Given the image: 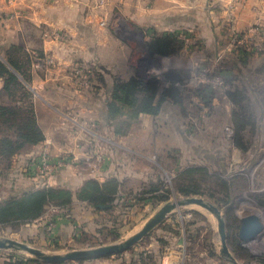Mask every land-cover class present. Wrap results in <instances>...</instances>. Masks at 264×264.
I'll return each mask as SVG.
<instances>
[{
    "label": "rangeland",
    "instance_id": "obj_1",
    "mask_svg": "<svg viewBox=\"0 0 264 264\" xmlns=\"http://www.w3.org/2000/svg\"><path fill=\"white\" fill-rule=\"evenodd\" d=\"M5 1L10 11L8 17L0 13L5 19L0 22V59L6 62L1 48L16 44L30 54L29 59L38 69L43 68V71L32 70V79L33 73H37L55 80L66 73L58 68L51 73L45 69L71 62L73 67L66 77L73 79V84L33 85L32 80L27 82L16 72L24 87L11 95L3 90L4 80L0 78V105L21 109L16 120L12 118L7 123L0 120V139L6 135L15 139L21 118L28 117L36 120L44 134L40 143L26 145L10 158L0 156V203L42 188L76 191L88 179L103 182L108 176L119 179L121 187L107 209L98 210L78 199L63 207L51 203L35 221L0 223V238L57 253L118 243L140 231L165 204L189 197L180 191L181 187L191 185L189 180H183L181 173L199 168L201 171L194 174V180L200 194L190 197L203 198L220 208L226 220L229 251L239 264H264V229L260 238L239 237L240 217L256 212L264 222V66L256 68L257 59L264 57L262 18L243 24L239 20V6L230 7L225 20L217 25L220 34L212 53L209 48L212 4L182 8L171 2L160 5L159 0H152L148 7L152 26L147 25V32L152 36L177 37L183 44L179 57L166 61L169 68L179 65L190 73V79L181 87L183 101L168 99L165 103L164 100L163 111H167L160 116L161 109L154 121L145 116L130 119L124 113L115 120V125L110 123L106 128L103 119L83 116L79 111L82 101L70 102L65 94L87 93L85 78L96 79L100 91L104 81L114 77L115 72L109 70L114 66L104 60L110 49L107 42L103 45L104 31L113 36L114 28L109 20L124 7H112L110 0H91L83 6H57V17L67 8L76 9V14L84 17L64 22L43 20L41 12L50 5H61V1L74 0ZM21 18L25 21L18 32L1 36L7 34L1 24L9 27ZM135 50L132 59L147 54L148 49L136 44ZM139 68V77L147 78L145 72L159 71V64L153 62L146 70L142 63ZM167 85L169 82L163 80L161 87ZM238 89L246 96L247 112L254 115L257 123L255 128L244 131L243 141L250 149L243 152L236 146V131L230 144L222 131L223 124L234 127L233 113L237 107L228 94ZM175 118L182 125L179 132ZM85 128L93 133H86ZM117 128L120 133L115 132ZM76 145L86 147L90 154L102 151L105 160L101 170L72 169L69 165L79 155ZM45 153L62 159L63 163L49 175L44 171L37 173L31 166ZM163 195L167 200L160 198ZM20 255L35 259L22 250L0 249V260L16 259ZM42 264L233 263L221 253L217 218L200 206L189 205L174 210L158 228L126 251L98 259L42 261Z\"/></svg>",
    "mask_w": 264,
    "mask_h": 264
},
{
    "label": "trees",
    "instance_id": "obj_2",
    "mask_svg": "<svg viewBox=\"0 0 264 264\" xmlns=\"http://www.w3.org/2000/svg\"><path fill=\"white\" fill-rule=\"evenodd\" d=\"M176 38L168 35L154 38L149 43V53L164 60H168L171 57H179L183 44ZM1 51L4 53L7 63L0 59V78L4 80L3 90L12 95V93L18 91V88L24 87L18 74L27 82L32 80L31 66L33 61L31 62L29 59L30 54L16 44L8 45L7 49L1 48ZM164 76L169 82V85L165 88L161 87L162 80L157 76H152L147 81L135 76L116 86L113 91L114 100L107 103L110 111V116L108 117L110 123L115 125V120L118 121L124 113L130 119H136L140 114L147 116L157 115L164 100L170 99L174 102L182 103L184 95L180 84L190 79V73L182 67L177 69L169 68L164 71ZM228 95L237 107L233 113V128H235L237 135L236 146L243 152L249 148L248 144L243 141L244 131L255 128L256 119L254 115H249L247 112L244 104L246 96L241 90L230 91ZM158 98L161 99L160 102L156 101ZM126 110H129V112H126ZM20 114V108L0 105V120L3 123L10 122L12 118L16 120ZM115 132L120 133L119 128ZM43 139V131L33 117L21 118L15 139L9 135L1 137L0 156L10 158L26 145H36ZM199 171H201L199 168L182 171L181 177H183V180H189L191 183V185L180 188L183 195L190 197L200 194V189L195 184L197 181L194 180V174ZM120 187L121 182L119 179L114 176H108L103 182L88 179L76 191L67 188H42L29 191L21 197L0 203V223L35 221L43 216L49 204L54 203L62 207L69 206L74 199L88 202L98 210L102 209V207L107 209L109 201L113 200L114 196L119 193ZM160 198L163 201L167 200L166 195L160 196ZM31 263L42 264V261L23 255L16 257V259L7 257V259L0 260V264Z\"/></svg>",
    "mask_w": 264,
    "mask_h": 264
},
{
    "label": "crops",
    "instance_id": "obj_3",
    "mask_svg": "<svg viewBox=\"0 0 264 264\" xmlns=\"http://www.w3.org/2000/svg\"><path fill=\"white\" fill-rule=\"evenodd\" d=\"M112 7H124L122 12H118L113 14L112 18L109 20L114 28V33L112 36H109V31H104V36H106L104 43L107 42V44L110 46L109 51L111 52V59H109L108 55L110 54L109 51L104 54L105 62L109 63L110 65L114 66L113 68L109 67L110 71L115 72V75L111 80L104 81L105 84H102V90H98L96 79L92 78H85L83 80L84 85H86L88 92L84 93L83 95H75V93H71L69 91V94H65V97L68 98V100L71 101H82L83 105H81L80 110L83 116L89 118H98L103 119L105 121V124H107L106 128L110 125V119L108 120V117L110 116V111L108 109L107 103L110 102L113 99V91L116 88V86L121 85L122 83L128 81L132 77L139 76L137 70L139 69L140 63L148 56L142 54L141 56L137 57L134 56V59H132V56L136 52L135 45L139 44L142 47H146L148 49L149 43L157 37H160L162 35L152 36V33L147 32V25L152 26V20L150 19L151 16L148 15V13L151 11V8L148 9V7H151L150 3L152 0H110ZM160 5H167L168 2L174 3L175 5L185 8V6H193L197 4L201 5H207L212 4V45L209 48H212L213 51L216 50L218 42H217V36H219L220 32L217 29V25L221 22V20H225V16L230 10V7L239 6L238 14H239V20L241 23H250L253 22L255 18H262V21H264V0H159ZM91 2V0H74L73 2H63L61 1L59 4L61 5H50L46 10H43L41 12L42 19H47L50 21H76L79 18L84 19L83 15L76 14V9L74 8H67L63 9L64 14H59V17H57L56 11L57 6H63V8L67 6H83L88 5ZM69 3V4H68ZM36 5L42 4V3H35ZM141 7H140V6ZM43 7V6H41ZM135 7L138 9L136 10ZM61 9V8H59ZM149 10V12H148ZM10 7L8 3L5 0H0V13L6 17H8ZM52 11V13L50 12ZM177 13H183L177 11ZM0 14V22L4 21L5 19ZM7 14V15H6ZM7 19V18H6ZM86 19L88 20V15H86ZM25 19H19L14 20V22H11V25L8 27L1 24V26H4V30L7 34H3L1 36L9 37L11 36L10 33H14L15 31L18 32L21 27H23V23ZM46 21V20H45ZM6 22V21H5ZM22 23V24H21ZM148 23V24H147ZM142 28V29H141ZM15 32V33H16ZM134 42H133V41ZM13 43V42H10ZM44 49H46V46H43ZM109 53V54H108ZM154 59L159 60V74L160 76L164 77V71H167L169 69V65L166 63L167 60H164L163 58L151 55ZM103 57V58H104ZM178 62V59H177ZM128 65V66H127ZM264 66V57L261 59H257L256 68H261ZM73 63L71 62H64L63 67H51L48 70L50 73L53 72V70H63L66 75H63L62 78L55 80L50 77H40L39 74L33 73L34 77L32 79L33 85H71L73 84L68 75V71L72 70ZM128 68V70H124V68ZM39 67H36V65L33 63L31 66V71L38 69ZM172 69L179 68L178 66H172ZM183 68V67H182ZM41 71H43V68H40ZM38 69V70H40ZM124 75V76H122ZM141 78V77H140ZM142 79V78H141ZM55 80V81H54ZM160 80H164L163 78ZM166 80V78H165ZM167 82V81H166ZM92 85V86H91ZM97 90V93H94V91ZM91 91V92H90ZM46 100L50 101L53 100L52 98L45 97ZM66 100V99H65ZM157 102H160L161 99L158 98L156 100ZM171 101V100H169ZM168 100H165V103H167ZM162 111L160 112V116H162L165 111H163V102L161 105ZM139 116H145V119L151 118L152 121L155 120L158 116H147L140 114ZM176 121V118H175ZM180 123L179 118L176 121V130L179 132L182 129V125L179 126ZM181 123H183L181 121ZM228 123V122H227ZM53 145V143H52ZM33 146V145H31ZM55 146V143H54ZM37 148V147H35ZM35 150V149H34ZM106 180V179H105ZM104 180V181H105Z\"/></svg>",
    "mask_w": 264,
    "mask_h": 264
},
{
    "label": "water",
    "instance_id": "obj_4",
    "mask_svg": "<svg viewBox=\"0 0 264 264\" xmlns=\"http://www.w3.org/2000/svg\"><path fill=\"white\" fill-rule=\"evenodd\" d=\"M143 48L147 49L145 46ZM146 52L148 57L146 58L145 62L142 61L144 67H148L150 64L152 65L153 62L156 63L159 62V60H156L152 56H150L148 50ZM142 63L140 64V66H142ZM160 78L161 79L163 78L164 81H167L162 76H160ZM189 205L200 206L211 212L217 218L219 234L221 237V253L233 264H239L236 261L235 257L229 251L228 242H227L228 239H227L226 220L224 215H222L220 208L204 200L203 198H199V197H185L182 199H178L175 202H169L165 204L154 214L153 217H151L145 223V225L142 227L140 231L133 234L126 240L120 241L118 243L100 246L96 248H90V249H79V250L67 251L64 253H57V252H46L12 239L0 238V249L22 250L33 256L36 260H40L47 263H65V262L84 261L89 259L103 258L130 249L138 241H140L148 234H150L152 231H154L156 228H158L168 218V216L172 212H174V210ZM263 229H264V222L258 213L254 212L252 214L240 217L239 237L242 240H247L250 238H260Z\"/></svg>",
    "mask_w": 264,
    "mask_h": 264
},
{
    "label": "built area",
    "instance_id": "obj_5",
    "mask_svg": "<svg viewBox=\"0 0 264 264\" xmlns=\"http://www.w3.org/2000/svg\"><path fill=\"white\" fill-rule=\"evenodd\" d=\"M145 55L147 56V54H145ZM143 61L145 62L144 58H143ZM157 65H158V63H157ZM140 67H142V66H140ZM146 68H148V67H145V69ZM144 75H149L150 78L152 76H157L158 78H160V74H159L158 69H155V71H153L152 69L147 70V72H145ZM148 77L147 78L142 77V79L147 81ZM185 83L180 84V86L181 87L184 86ZM222 131H223V134L225 136V139L230 144L234 138L233 126L231 124H223ZM85 132L86 133H93L88 128H85ZM76 147H77V150L79 152V155L73 157V161L71 162L73 164L69 165L72 169L78 170V169H83L84 167H89L94 172H98L99 170H101V164L105 160L104 155L102 154L103 153L102 151H101V153L90 154L87 151L86 147H84V146L79 147V145H76ZM47 151H48V149H47ZM91 153H93V152H91ZM41 165H42V167H41ZM31 166H32V169L36 170L37 173H38V171H44L46 173V175H49V174H52L55 170L62 167L63 163H62V159L59 160L56 156L51 157V154L48 155V153H45V154H43V156L40 159L37 158L36 160H34V162L31 164ZM98 174H102V173H98Z\"/></svg>",
    "mask_w": 264,
    "mask_h": 264
},
{
    "label": "bare ground",
    "instance_id": "obj_6",
    "mask_svg": "<svg viewBox=\"0 0 264 264\" xmlns=\"http://www.w3.org/2000/svg\"><path fill=\"white\" fill-rule=\"evenodd\" d=\"M180 209V208H179Z\"/></svg>",
    "mask_w": 264,
    "mask_h": 264
}]
</instances>
